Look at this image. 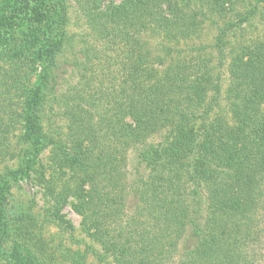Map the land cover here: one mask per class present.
Masks as SVG:
<instances>
[{
	"label": "trees",
	"instance_id": "1",
	"mask_svg": "<svg viewBox=\"0 0 264 264\" xmlns=\"http://www.w3.org/2000/svg\"><path fill=\"white\" fill-rule=\"evenodd\" d=\"M239 1L15 2L0 56L17 46L19 28L41 25L33 56L40 70L33 86L19 89L28 146L16 155L2 147L8 141L3 136L0 160L18 157V170L30 177L40 153L51 147L61 174L53 179L40 173L54 202L52 218L0 222L2 236L21 232L17 245L25 251L24 264H85L92 245L83 251L63 247L57 255L44 233L46 223L60 231L70 227L60 211L71 198L86 236L105 252L100 259L255 264L252 248L264 238V226L257 228L254 217L264 199V40L233 54L228 114L219 104L227 36L238 22L231 14H247L235 12ZM74 3L87 24L79 34L70 31ZM210 26L216 28L212 42L205 36ZM70 67L74 84L65 78ZM2 69L0 84L16 92L21 82L11 84L13 73ZM56 116L65 126L55 125ZM0 123L8 126L3 118ZM131 146H139L138 177L129 187ZM5 166L0 213L10 185ZM201 181L209 194L206 219Z\"/></svg>",
	"mask_w": 264,
	"mask_h": 264
},
{
	"label": "rangeland",
	"instance_id": "2",
	"mask_svg": "<svg viewBox=\"0 0 264 264\" xmlns=\"http://www.w3.org/2000/svg\"><path fill=\"white\" fill-rule=\"evenodd\" d=\"M17 0H0V37L6 38L9 35V15L12 14L13 8H15V2ZM78 6L74 3L71 6V21L70 31L76 34L82 32L83 28L87 25L85 18L79 12ZM235 12L241 10V12H247L245 17H236L231 14V19L238 22L228 32V45L227 53L228 57L224 61V65L221 69L222 72V97L220 106L224 109V113L228 112L230 108L227 100V91L232 83L230 76V60L233 54L237 50H240L242 46L250 47L252 42L264 40V0H240L237 6H235ZM223 24L220 19L218 21ZM43 28L41 25H32L29 27H21L15 32L16 42L18 43L7 55L1 54L0 66L2 70H9L13 73L14 79L11 80V84L21 82L14 92L8 91L7 85L0 84V119L8 122V126L0 123V139L3 141V136L8 138V141L2 143L10 147V152H15L17 155L19 150L24 149L28 144L22 139L23 133V109L21 107V99L23 97V91L21 93V87L24 86L27 89L33 86L36 82L37 74L40 70L37 58L33 57L35 48L37 46L38 38L41 36ZM216 33V28L210 26L205 29L206 38L212 42L213 36ZM81 44V43H80ZM247 53V52H246ZM70 67L66 73L69 84H74L77 81V77H68L72 71ZM15 71V73H14ZM4 81H8V79ZM67 87V83H63ZM20 92V96L19 93ZM11 107L10 111L6 115L4 113ZM264 108V105H263ZM56 111L49 110L48 113L53 115ZM228 114V113H227ZM56 126H65V119L59 116L55 117ZM60 130V129H59ZM159 134L153 135L152 139L159 140ZM151 140V139H150ZM51 147L45 148L39 155L37 162L34 164V170L32 176L26 177L25 174L21 175V171L18 170L20 161L18 157H13L9 161L5 158L0 160V168H8V177H10L9 189L6 192V197L2 205V211L0 213V222L7 221L11 225L15 224L28 215L36 216L40 220H47L46 217L52 218L48 209L53 208L52 195L49 193L47 187L44 188L40 179V173L43 172L46 177L57 178L60 177V171L56 168L54 162L51 159ZM139 146H131L127 153V164L125 167L126 182L130 187L134 180L138 177L137 172V151ZM4 154H6L3 151ZM145 174H149V170H145ZM202 192L204 196L205 210L203 212V218L206 219L210 214L209 194L207 193L206 185L204 181H201ZM46 186V185H45ZM62 200V199H60ZM71 202L62 204L60 212L64 214L65 219L70 222V227H67L63 231H60L55 225L46 223L44 228L45 237L52 239L50 245L56 248L55 254L60 255V248L69 247L72 250L81 249L82 251L89 245H92L93 252L87 253V259L85 264H114L109 256L100 259L99 253H105L102 251L99 242L95 240L93 236L87 237L83 229L82 216L76 213V210L72 207L73 199ZM53 213V212H52ZM22 216V217H21ZM254 217L258 221L257 228L263 229L264 226V199L257 208ZM19 218V219H18ZM18 219V220H17ZM22 240L21 232L15 231L8 232L5 235H0V264H24L25 251L21 250L17 243ZM252 259L255 264H264V238L258 245H254ZM91 250V249H90ZM250 250V249H248ZM100 256V255H99ZM103 256V255H102Z\"/></svg>",
	"mask_w": 264,
	"mask_h": 264
}]
</instances>
